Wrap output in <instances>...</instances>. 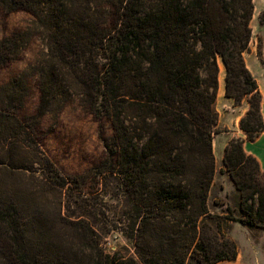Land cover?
I'll use <instances>...</instances> for the list:
<instances>
[{"label": "trees", "instance_id": "1", "mask_svg": "<svg viewBox=\"0 0 264 264\" xmlns=\"http://www.w3.org/2000/svg\"><path fill=\"white\" fill-rule=\"evenodd\" d=\"M0 7L31 15L0 39V66L32 38L41 43L0 87L1 264H215L237 255L222 221L264 230V171L241 137L223 154L239 216L208 207L219 61L225 96L247 103L239 120L246 140L264 131L262 95L244 61L254 0H0ZM30 76L38 101L28 113ZM72 100L111 122L96 168L125 194L121 230L135 256L106 253L83 217L62 213L67 195L82 191L42 150L41 122ZM64 229L71 239L59 236Z\"/></svg>", "mask_w": 264, "mask_h": 264}, {"label": "rangeland", "instance_id": "2", "mask_svg": "<svg viewBox=\"0 0 264 264\" xmlns=\"http://www.w3.org/2000/svg\"><path fill=\"white\" fill-rule=\"evenodd\" d=\"M254 2L257 11L250 20L251 38L244 55L254 57L261 62L264 60V2L263 0ZM30 19L31 15L24 10L8 11L0 7V39L28 25ZM40 50L41 43L34 37L15 61L0 66V87L11 76L31 63ZM27 87L28 95L24 111L31 113L38 101L34 76L27 79ZM214 109L217 113V121L212 135L213 154L214 150H217L218 138L226 131L218 121V110L223 111L224 108L216 103V99ZM41 128L42 150L61 173L75 179V182L70 181L71 187L82 191L74 193L73 197L67 195L69 201L63 207L62 213L71 217L73 215L83 217V220L95 229L99 246L106 253L118 252L135 256L132 240L128 239L121 230L125 219L122 214L126 209L125 194L115 176L99 174L96 168L105 152L101 135L110 136L113 132L110 120L105 116H95L79 101L72 100L63 107L56 118L44 117ZM219 173L215 162V175L208 195L209 210L213 214L220 215L228 207L235 216H239V201L237 205H234V201H230V194L224 192ZM45 212L42 215L49 218L53 209ZM221 228L234 241L237 255L234 260H222L215 264H264V230L229 220L222 221ZM73 235L74 232L64 229L59 236L71 239ZM59 236L58 240L61 243ZM246 245L251 251L244 250L248 247Z\"/></svg>", "mask_w": 264, "mask_h": 264}, {"label": "crops", "instance_id": "3", "mask_svg": "<svg viewBox=\"0 0 264 264\" xmlns=\"http://www.w3.org/2000/svg\"><path fill=\"white\" fill-rule=\"evenodd\" d=\"M255 1V0H254ZM264 2V0H263ZM255 9L254 2V12ZM244 61L249 69L250 73L256 80L259 91L262 95L261 100V112L264 121V60L259 61L254 57H246L244 55ZM219 72H218V89L216 95V103L223 106L224 110H218L219 113V123L222 124V127L226 128V131L222 133V136L218 138L217 150H214L215 162L219 168V177L222 180L224 192L230 194V201H234V205L238 204L239 193L235 188L234 183L232 182L228 172L226 171L225 165L223 163V154L227 142L232 137H241L244 139L243 149L244 151L254 156L259 162L260 169L264 171V131L254 140L248 141L245 138V135L242 130L239 128V120L244 115L247 110V103L242 101L239 105H234L233 99L225 96V69L221 61H219ZM214 147V145H213ZM215 149V148H214ZM225 200V199H224ZM262 232V230H260ZM248 246V245H246ZM244 250H249V246Z\"/></svg>", "mask_w": 264, "mask_h": 264}]
</instances>
